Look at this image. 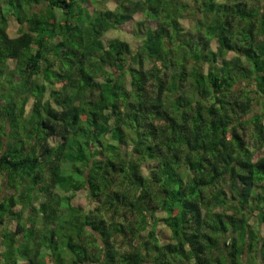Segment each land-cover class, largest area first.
Instances as JSON below:
<instances>
[{
    "label": "trees",
    "instance_id": "obj_1",
    "mask_svg": "<svg viewBox=\"0 0 264 264\" xmlns=\"http://www.w3.org/2000/svg\"><path fill=\"white\" fill-rule=\"evenodd\" d=\"M16 13L15 22L20 24L21 18L25 13V7L29 3L33 8L28 11H39L36 5H51L53 11L46 20H40L33 17L27 25V31L35 33V37L28 35L21 37L16 41V47L9 49L4 46V52L8 57H15L19 47L25 48L28 53V63L18 74L12 76L18 83L16 89L17 95L23 94L29 89L37 97L50 89L49 95L53 97L52 103L64 108L63 112H56L51 104H46L41 109L39 99L33 105V115L38 116L36 128L40 134L47 139L48 137L59 138L63 154L60 156V163L70 162L75 169L71 177L69 186L72 188L79 186V164L85 159L84 152L87 149L86 139L83 143L73 145L68 143L66 128L58 131V125H67L68 127H77L80 136L85 137L86 133L91 132L94 137L96 148H104V152L96 153L104 157L105 153H111L116 147L124 145L131 149L136 156L143 157L147 161L154 158H160L164 155L159 146L144 144L145 139H155L164 124L168 125V130L175 134L176 142L184 145L187 149V158L185 160L186 170L189 173L199 172L206 166L211 171V177L208 180L192 179L188 186L184 184L185 169L176 171L175 165L179 164L180 157L175 153L163 166L151 165L156 171L153 173V183L160 187L155 191L144 189L143 177L140 175L139 165H131L129 171V182L135 188L144 189L139 197L129 199L126 193H113L107 203L104 200L97 199L95 191L100 188L99 182L93 188V200L99 205L94 209L95 213H100L105 206L115 205L117 209H124L120 219L128 220L136 215L150 213L147 220H155L156 212L160 207L165 208V215L161 218V223L170 227L173 237H180L176 246L171 244L164 245V251L167 255L185 256L189 264L194 260L195 264H225L223 253L217 257H212L210 249L216 248L215 237L222 233L227 227V222L222 217L227 216L226 212L205 213L203 208H211L213 202L217 208H222L224 204L231 200L235 201L236 196L232 195L235 185L239 182L243 185L240 195L241 203L246 204L249 198L259 200L261 197L253 190L254 187H261L256 181L264 180V155L254 156L253 151L245 147V141L241 135L234 130L230 137V142L235 146L236 151H242L246 156L243 161L236 160V167L231 166L233 156L225 153L223 150L229 143V137L220 132L224 138L216 141L215 133L220 129H226L227 117L220 119L218 112L222 111L221 102L218 93L228 86H231L233 77L232 69L227 65L233 58L236 63L235 71L241 74L245 79L255 74L257 81L264 83V40L258 39L257 33L252 25L241 29L240 22L236 17L245 18L244 5L227 3L221 4L219 15L211 18L210 25L207 19L195 20L192 22V32L185 29L179 20L171 22V30L165 23L156 20V10L149 8L146 12L147 20L156 23L155 31H149L147 34L143 29L136 28V35L145 38L143 45L144 55L137 54L134 57L135 67L131 65L125 67L124 61L132 54V47L126 38L115 36L110 39L105 38L104 29H117L120 25L129 21L132 17L121 13L113 22L112 14L104 13L95 25L89 24L85 27L84 17L80 14L77 7V0H6ZM215 10L213 4H209L208 11ZM59 12V15H57ZM12 18H9V21ZM0 20H3V13H0ZM145 21V20H143ZM142 24V22L140 21ZM203 27V31H197ZM151 29L152 27H149ZM98 29H100L98 31ZM0 36L4 33L0 32ZM264 36V33H260ZM214 39L215 49H212L211 41ZM243 40V43L240 41ZM178 46L181 54L190 55L194 61L200 65L211 62L216 63L217 55L221 57V68L215 75L205 74L201 71H193L185 64L179 73V79L186 81L193 86L190 92L184 88L179 96L174 97L177 90V81L167 77L157 82V94L151 99L145 98L143 103L134 104L129 102L131 97H147L149 80L151 73L146 71V64H151L153 59H157L162 51H166L168 44ZM35 45V51L31 45ZM199 49L200 51H196ZM207 51L209 55L203 53ZM225 54H231V57L225 58ZM56 69V71H53ZM123 69V70H122ZM120 72V82L113 83L117 78L115 72ZM122 70V71H121ZM29 76L37 80L43 78V84H31ZM97 77H100L99 79ZM127 78V79H125ZM78 81V85L76 84ZM241 84L240 80L236 85ZM59 86V88H57ZM235 90V89H233ZM3 90L0 89V92ZM198 95L199 100L192 121L185 124H177L174 115L169 114L168 109L173 113L180 112L181 106L191 103L193 96ZM86 97H89L86 99ZM94 97V99H91ZM211 97V106L205 110V101ZM124 101L126 111L121 114L117 101ZM2 101V102H1ZM170 101L167 104L166 102ZM0 105H3V111L0 115L6 116V122L13 125L17 135L23 139L17 141L19 149L8 146L3 152H0V170L7 169L5 173L6 181L12 180L13 176L21 174L26 176L33 169H38L39 164L31 151L25 152L23 140L32 139V133L25 134L24 125L15 112L16 105L7 93L0 95ZM235 104V102H232ZM225 105L228 101L224 102ZM236 108L241 111H247L244 104H236ZM99 108L100 111H96ZM86 109H88L86 111ZM232 111V109H229ZM115 116L117 126L109 130L105 125L108 118ZM186 113L180 112V119L184 120ZM208 119L207 131L200 127L205 119ZM131 121V124L126 123ZM170 122V123H169ZM189 124H192L190 127ZM208 132L213 133L211 143L208 142ZM259 132V129H258ZM106 136L107 140L102 141L101 136ZM116 143L113 144L112 141ZM217 143L220 147L217 148ZM135 144V147H133ZM75 149V151H73ZM203 152L204 155H200ZM215 153L217 163H213L207 157ZM47 155V149L41 153ZM219 164H223L229 174L231 183L228 190L219 188L213 194L207 195L210 202L202 206L205 200V189L213 181L221 176ZM94 167L103 170L105 176L122 174L124 169L115 165L112 160H107L106 164L99 161L94 163ZM140 176V179H137ZM167 176V179L164 177ZM41 180L39 171L31 176L30 185L38 184ZM55 183L59 187L65 186V181L56 175ZM4 190L0 188V200L7 201V208L0 204V213L7 211L9 217L15 215L14 209L19 201L15 196V184L4 183ZM7 189V190H5ZM264 191V187H261ZM63 203V202H62ZM80 207L76 206L79 211ZM72 214L71 208L60 210L57 219V227L61 230L65 227V218ZM209 219L216 221L215 224L209 223ZM4 222L0 217V224ZM135 223V221H133ZM85 224L91 229L92 233L99 235L100 248L96 245V237L84 243L73 244L75 234L69 232L68 240L63 245V252L67 253L68 260L66 264H117L115 244H113V228L109 225L102 215H94L92 218H85ZM223 224L225 227H221ZM207 228V233L199 231ZM152 232L149 236L157 235L155 224L152 225ZM191 229V230H190ZM22 226H17L15 231H22ZM116 235L127 236L134 234V228L129 225V230H124L121 224L116 230ZM55 235V234H53ZM173 237H170L173 238ZM8 242H11L8 240ZM50 247L59 246L52 244V237H48ZM187 245V249H185ZM154 250H159V245H153ZM43 247L36 252L34 264H43ZM98 251H104L105 255L102 262L95 254ZM235 251L229 253L235 256ZM128 264H146V262L137 254L125 258Z\"/></svg>",
    "mask_w": 264,
    "mask_h": 264
},
{
    "label": "clouds",
    "instance_id": "obj_2",
    "mask_svg": "<svg viewBox=\"0 0 264 264\" xmlns=\"http://www.w3.org/2000/svg\"><path fill=\"white\" fill-rule=\"evenodd\" d=\"M225 3L229 6L233 4L244 5L245 18L236 17V20L240 22V28L236 29L237 32H240L241 29L246 30L249 25H252L258 39L264 40V36H260V33H264V0H77V7L80 14L85 18V27L89 24L95 25L104 13L110 12L113 22L123 13L132 17L133 22L130 28L135 33L137 27L135 21L147 20L146 12L149 8L155 9L157 13L156 20L167 24L171 30V22L176 20H179L181 25L190 27L195 20L207 19L210 25L211 18L219 15L220 5ZM209 4L215 6L214 11H208ZM36 7L39 8V11H28V9L33 8V5L31 3L26 5L20 24H15L16 13L14 9L7 4L6 0H0V13H3V20H0V32L4 33V36H0V53L4 52L5 45L9 49L16 47V41L21 37L28 35L35 37V33L27 31L28 22L33 17L46 20L53 11L51 5L41 6L38 4ZM57 15H59V12H57ZM10 17L12 18L11 23L14 25L12 32L8 31ZM155 30V27L149 29L147 24L143 29L145 34ZM203 30V27L197 29V31ZM103 32L109 36L115 34L111 28L104 29ZM127 39L133 51L124 61V66L131 65L135 67L134 57L137 54L144 55L143 47H138L137 44L143 45L145 38L140 37L136 43H133L137 40L134 35L127 37ZM240 42L243 43V40ZM30 47L34 52L35 45L33 44ZM196 51L200 50L197 49ZM203 54L209 55L207 51ZM227 57L228 54H225V58ZM220 59L221 57L217 55L215 64L209 62L200 65L192 59V56L181 54L178 46L169 43L167 50L162 51L159 57L153 59L146 68V71L151 73L147 97H131L129 102L141 104L145 98L151 99L154 97L157 94V82L165 77L174 78L177 81L178 88L173 94L174 97L179 96L184 88L191 92L193 86L179 79V73L184 65L187 64L193 71L202 70L205 74L215 75L217 70L221 68ZM27 63L28 53L23 47L18 48L17 55L14 58L8 57L6 53L0 55V89L3 90L0 95L7 93L16 105L15 112L24 125L25 134L31 131L32 139L23 140V147L25 152H32L39 164L38 169H33L30 174L23 176L24 182L21 180V174H17L13 176L12 180L6 181L5 173L8 170H0V184L14 183L16 187L15 196L19 201L14 209L15 215L13 217H9L7 211L0 213V217L4 220L0 224V264H34L36 252L41 247L45 249L42 253L43 264H66L68 257L67 253L63 252V245L68 240L67 234L69 232L75 234L74 239L71 241L73 244L90 241L95 236L96 245L103 248L100 245L99 235L96 233L89 235L91 229L85 224V218L90 219L97 214L108 220L109 225L113 228V244L116 246L117 264H128L125 258L133 254L139 255L146 264H189V260L185 256L165 254L164 245L176 246L181 238L178 236L173 237L171 228L164 227L160 222L165 215L164 207L157 210L155 220H147V217L151 215L150 213H144L142 216L138 214L128 220H121L120 217L124 213V209H117L115 205L105 206L100 213L94 212V209L98 208L99 205L92 198L93 188L99 182L100 188L95 191V195L97 199L104 200L106 203L113 193H126L131 200L139 197L144 189L155 192L160 187L159 184L153 183V173L156 169L153 167L145 168L144 165L163 166L171 160L174 153L180 157L179 164L175 165L176 171L185 169L182 187L188 186L192 179L203 178L208 180L211 177V171L207 166L199 172L189 173L186 170L187 149L184 148V145L176 142L175 134L169 132L167 124L161 127L160 133L155 139L144 140V144L159 146L163 150L164 155L162 157L154 158L151 161L134 155L131 149L124 145L116 147L111 153H105L104 157L99 156L96 153L104 152V148L95 147L91 132L82 137L78 134L77 127L58 125V131L62 128L67 129L68 143L77 145L83 143L85 139L87 142V149L84 152L85 159L78 166L79 178L82 179H79L78 187H70V182L75 183V181H71V177L76 170L71 167L70 162L60 163L63 149L60 146L59 138L48 137L45 139L36 128L39 117L33 115L32 112L33 105L38 99L41 109L46 104H51L56 112L60 113L64 111V108L52 103L53 97L49 95L50 89H45L39 97L33 95L31 89L17 95L18 83L9 75V73L12 76L17 75L19 70L23 69ZM235 63L236 61L233 58L232 62L227 65L228 69H232L233 80L231 86L218 93L222 111L218 112L217 116L220 119L227 117V131L225 132L222 128L215 133L214 137L217 142L224 138L220 135V132H224L229 137V143L223 151L233 156L231 164L233 168L236 167V160L243 161L246 159L244 153L236 151L235 146L230 142L233 130L241 135V139L245 141V147L253 152L259 151L264 155V83L257 81L255 74L247 79L242 77L241 74L235 71ZM53 71H56V69H53ZM115 76L117 79L113 81L114 84L120 82V72H115ZM29 79L33 85L44 83L43 78L37 80L35 77L29 76ZM237 80L241 81L239 86L236 85ZM76 84L78 85V81H76ZM88 98L86 97V99ZM91 99H94V97H91ZM198 100L199 96L194 95L191 103L181 106L180 112L186 113L184 120L179 118L180 112L173 113L171 109H168L169 114L174 115L177 124L189 123L195 115ZM225 101H228L227 105L224 104ZM232 102H235V104ZM117 103L121 114H123L126 111L125 102L118 100ZM168 103L170 101L166 102V107ZM236 104H244L247 111L239 110L235 107ZM209 106H211V97L205 101V110ZM3 107V105H0V112L3 111ZM229 109H232V111H229ZM96 111H100V109L96 108ZM6 120V116L0 115V152H3L8 146L19 149L16 142L23 139L16 134L13 125L7 123ZM126 123L131 124V121H126ZM105 126L109 130L116 127V117L111 116L108 118ZM189 126L191 127L192 124H189ZM200 127L207 131V118L201 122ZM100 139L106 141L107 137L102 135ZM212 139L213 133L208 132V142L211 143ZM112 143L115 144L116 141L113 140ZM133 147H135V144H133ZM219 147L220 145L217 143V148ZM44 149H47V155L41 154ZM200 155L203 156L204 153L201 152ZM207 158L213 163H217L215 153H211ZM107 160H112L116 166L122 167L124 169L123 173L105 176L103 170L94 167L95 162L99 161L101 164H106ZM133 164L140 166L144 189L135 188L129 182V171ZM218 166L220 167L221 176L204 190L205 200L202 201V206L210 202L207 195L209 192L214 194L219 188H224L226 191L229 188L231 183L229 174L223 164ZM38 171L41 175L40 182L30 185L31 176ZM56 175H59L65 181L63 188L55 183ZM164 178L167 179V176ZM137 179H140V176H137ZM256 184L264 187V180L258 179ZM261 187H254L253 189L261 197L259 200L249 198L248 203L242 204L240 195L242 194L243 185L237 182L235 189L232 191V195L236 196L235 201H227L222 208H217L214 202L210 209L203 208L205 213H227V216L222 217L227 222V227L215 237L217 247L209 250L212 257L215 258L223 253L225 264H264V191L261 190ZM77 202L81 205L79 211L76 210ZM0 204H4L7 208L6 200H0ZM64 208H71L72 214L70 217L65 218V227L61 230L57 227L56 218L60 215V210ZM209 223L215 224L216 221L209 219ZM121 224L124 225L126 232L129 230V225H132L134 234L116 235V230L119 229ZM153 224H155L157 230L163 229L168 237L173 238L161 239L158 235L150 237L149 233L153 230ZM17 226L23 228L19 233L15 231ZM221 227L225 226L221 224ZM199 231L207 233L208 230L203 228ZM50 236L52 237V244L59 246H49L47 241ZM8 240L11 242H8ZM153 245H159V250H154ZM184 247L187 249V245ZM233 251L236 253L235 256L229 255ZM95 254L102 262L105 255L104 251H98ZM191 264H195V261L193 260ZM213 264H215V261H213Z\"/></svg>",
    "mask_w": 264,
    "mask_h": 264
},
{
    "label": "rangeland",
    "instance_id": "obj_3",
    "mask_svg": "<svg viewBox=\"0 0 264 264\" xmlns=\"http://www.w3.org/2000/svg\"><path fill=\"white\" fill-rule=\"evenodd\" d=\"M140 21L142 22V24L140 23ZM133 21H132V18L129 20V21H127V22H125L124 24H122V25H120L117 29H112V31L115 33L114 35H111V36H109V35H105V38H107V39H110V38H112V37H115V36H121V37H123V38H126L127 39V37H130V36H135L136 38H137V40L136 41H133V43H136L139 39H140V36H138V35H136V33H133L132 31H131V28H130V25H131V23H132ZM135 23H136V25H137V27L139 28V29H144V27H145V25L147 24V26H149V27H155L156 26V23L154 22V21H151V20H145V21H143V20H137V21H135ZM15 24H17L16 22H15ZM184 27H185V29H187L188 31H191L192 30V26H185V25H183ZM13 27H14V25H12V23H11V20L9 21V26H8V31L9 32H12L13 31ZM136 27V28H137ZM192 32V31H191ZM128 40V39H127ZM129 41V40H128ZM137 45H139V43L137 44ZM211 47H212V49H215V42H214V39L211 41V45H210ZM228 57H231V54H228ZM147 66L148 65H150V63L149 62H147V64H146ZM2 102V101H1ZM0 102V103H1ZM257 155H261V153L259 152V151H255V153H254V156H257ZM144 167L145 168H147V167H151V164H145L144 165ZM4 187H5V184H0V188H1V190H4ZM76 206H79V207H81V205L77 202V204H76ZM164 227H166L165 225H164ZM156 234L158 235V236H160V238L161 239H170V237H168L167 235H166V233L163 231V229H161V230H157L156 229Z\"/></svg>",
    "mask_w": 264,
    "mask_h": 264
}]
</instances>
